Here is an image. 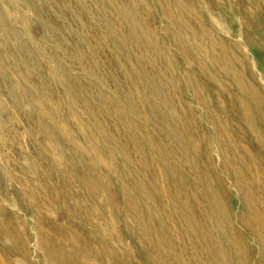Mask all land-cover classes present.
<instances>
[{"label": "rangeland", "instance_id": "obj_1", "mask_svg": "<svg viewBox=\"0 0 264 264\" xmlns=\"http://www.w3.org/2000/svg\"><path fill=\"white\" fill-rule=\"evenodd\" d=\"M0 262L264 264V0H0Z\"/></svg>", "mask_w": 264, "mask_h": 264}, {"label": "bare ground", "instance_id": "obj_2", "mask_svg": "<svg viewBox=\"0 0 264 264\" xmlns=\"http://www.w3.org/2000/svg\"><path fill=\"white\" fill-rule=\"evenodd\" d=\"M126 1V0H125ZM243 88V87H242ZM252 88V87H251ZM254 88V87H253ZM253 91V90H252ZM250 95V94H249ZM247 96V95H246ZM169 99V98H168ZM244 100V99H243ZM259 103V102H258ZM243 105V104H242ZM235 109V108H234ZM250 109V108H249ZM248 111V110H247ZM259 111H261V110H259ZM249 112H251L250 110H249ZM254 120V119H253ZM247 124V123H246ZM251 125V124H250ZM235 139V138H234ZM258 140V139H257ZM260 142V141H259ZM234 147V146H233ZM240 152V151H239ZM250 154V153H249ZM252 156H254V155H252ZM250 158V157H249ZM254 158H256V157H254ZM251 159V158H250ZM239 161V160H238ZM257 161V160H256ZM255 162V161H254ZM228 168V167H227ZM237 169V168H236ZM253 169V168H252ZM251 169V170H252ZM249 171V170H248ZM153 172V171H152ZM249 172H251V171H249ZM247 173V172H246ZM263 176V175H262ZM232 178V177H231ZM230 178V179H231ZM235 178V177H234ZM178 180V179H177ZM252 180V179H251ZM255 180V179H254ZM253 181V180H252ZM248 182V181H247ZM165 184V183H164ZM200 185V184H199ZM243 187V186H242ZM258 187V186H257ZM240 188V187H239ZM244 188V187H243ZM247 191V190H246ZM174 192V191H173ZM181 193V192H180ZM215 193V192H214ZM243 193V192H242ZM156 195V194H155ZM175 195V194H174ZM191 195V194H190ZM246 195V194H245ZM187 196V195H186ZM185 196V197H186ZM243 196H244V194H243ZM188 197V196H187ZM250 197H251V195H250ZM207 199V198H206ZM172 200V199H171ZM173 201V200H172ZM169 202V201H168ZM194 202V201H193ZM197 203V202H196ZM244 203H245V201H244ZM250 203V202H249ZM146 204V203H145ZM145 204H144V206H145ZM175 204V203H174ZM203 204V203H202ZM246 204V203H245ZM173 205V204H172ZM220 206V205H219ZM222 206V205H221ZM196 207V206H195ZM181 209V208H180ZM179 211V210H178ZM200 211H204V210H200ZM226 211V210H225ZM79 212V211H78ZM77 212V213H78ZM207 212V211H206ZM159 213V212H158ZM182 213V212H181ZM215 213V212H214ZM251 213V212H250ZM257 213V212H256ZM74 214V213H73ZM79 214V213H78ZM81 214V213H80ZM86 214H87V212H86ZM85 214V215H86ZM253 214V213H252ZM84 215V216H85ZM89 214H87V216H88ZM212 215V214H211ZM260 215V214H259ZM98 217V216H97ZM183 217V216H182ZM213 217V216H212ZM92 218V217H91ZM103 218V217H102ZM208 218V217H207ZM76 219V218H75ZM90 219V218H89ZM88 219V220H89ZM101 219V218H100ZM217 219V218H216ZM219 219V218H218ZM77 220V219H76ZM192 220V219H191ZM102 221H104V220H102ZM206 221V220H205ZM218 221H220V220H218ZM257 222V221H256ZM188 223V222H187ZM186 223V224H187ZM193 223H194V221H193ZM207 223V222H206ZM211 223V222H210ZM217 223V222H216ZM215 223V224H216ZM23 224V223H22ZM92 224V223H91ZM196 224V223H195ZM209 224V223H208ZM246 225H247V223H245ZM87 225V224H86ZM100 225V224H99ZM250 225H251V223H250ZM256 225V224H255ZM89 226V225H88ZM104 226V225H103ZM106 226V225H105ZM104 226V227H105ZM108 227V226H107ZM106 227V228H107ZM216 227H217V225H216ZM250 227V226H249ZM2 228V227H1ZM87 228V227H86ZM178 228V227H177ZM203 228V227H202ZM255 228V227H254ZM96 229V228H95ZM226 229V228H225ZM247 229V228H246ZM4 230V229H3ZM103 230V229H102ZM231 230V229H230ZM100 232H102V231H100ZM193 233V232H192ZM202 233V232H201ZM224 233V232H223ZM101 234V233H100ZM260 234V233H259ZM74 235V234H73ZM192 235V234H191ZM235 235V234H234ZM197 236V235H196ZM182 237V236H181ZM194 237H195V235H194ZM220 237V236H219ZM76 238V237H75ZM111 238V237H110ZM260 238V237H259ZM73 239V238H72ZM76 240H78V239H76ZM108 240V239H107ZM111 240V239H110ZM180 241V240H179ZM77 242V241H76ZM191 242V241H190ZM114 244V243H113ZM198 244V243H197ZM85 246V245H84ZM172 246V245H171ZM200 247V246H199ZM117 248V247H116ZM85 249V248H84ZM95 249V248H94ZM102 249V248H101ZM232 249V248H231ZM123 250V249H122ZM157 250V249H156ZM87 251V250H86ZM94 251V250H93ZM248 251V250H247ZM88 252V251H87ZM122 252V251H121ZM161 252H162V250H161ZM174 252V251H173ZM180 252V251H179ZM183 254V253H182ZM181 254V255H182ZM201 256V255H200ZM107 257V256H106ZM126 257V256H125ZM108 260V259H107ZM72 262V261H71ZM84 262V261H83ZM1 263V262H0ZM87 264V263H86ZM95 264V263H94Z\"/></svg>", "mask_w": 264, "mask_h": 264}]
</instances>
